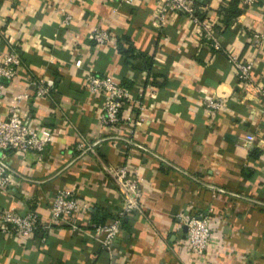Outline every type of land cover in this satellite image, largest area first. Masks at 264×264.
<instances>
[{"label":"crops","instance_id":"0c3cea01","mask_svg":"<svg viewBox=\"0 0 264 264\" xmlns=\"http://www.w3.org/2000/svg\"><path fill=\"white\" fill-rule=\"evenodd\" d=\"M194 1L218 47L183 13L168 12L159 27L158 0H0V62L13 48L22 61L0 98V120L28 91L33 98L22 103V113L55 135L42 153L6 157L13 183L0 189V213L35 210L48 222L61 188L89 204L69 223L30 237L0 231V264H264V102L257 88L264 85V44L256 47L251 36L264 31V0L229 26L222 9L231 0ZM66 12L73 15L69 25ZM96 26L117 44L98 45ZM230 54L255 60L250 86L239 83ZM93 70L136 97L142 93L143 125L100 123L102 99L85 88ZM42 79L50 92L35 97ZM216 95L230 99L212 113L202 100ZM79 142L85 150L76 148ZM125 164L143 177L142 206L124 218L108 251L95 225L116 218L123 199L106 166ZM185 210L210 218L213 239L202 262L186 243L178 218Z\"/></svg>","mask_w":264,"mask_h":264},{"label":"built area","instance_id":"2783aa9c","mask_svg":"<svg viewBox=\"0 0 264 264\" xmlns=\"http://www.w3.org/2000/svg\"><path fill=\"white\" fill-rule=\"evenodd\" d=\"M156 24L162 27L166 23V15L170 11L183 13L191 18L197 27L198 32L204 40L214 46H219L216 31L213 25L199 16V11L194 0H158ZM133 4L134 0H121ZM257 0H244V3L251 7ZM73 15L69 12L64 14L63 23L69 25ZM253 44L261 48L264 44V31H252ZM92 39L98 45L117 44V40L111 35L108 29L96 26L92 31ZM230 62L234 65L236 76L244 87L250 86L253 81L255 60L242 58L238 54L229 55ZM19 52L13 48L7 51L0 62V98L4 97L8 83L17 77L21 66ZM76 66L81 67L82 60L76 61ZM35 97H43L50 92V87L42 79L35 83ZM85 88L88 92L102 99V109L98 115L100 123L105 127L124 128L126 125L141 126L145 123L144 111L147 104L142 93L136 97L130 88L109 74H101L90 71L85 78ZM261 101L264 102V85L258 87ZM153 90V89H152ZM33 98L28 91L16 96L11 105L8 116L0 120V189H6L13 183V176L9 173L5 159L11 152L26 154L35 151L42 153L55 139L54 132L48 127H37L31 125L22 113V103ZM230 97L216 95L205 97L203 105L212 113L227 108ZM131 105H135L134 109ZM250 141H245L247 145ZM78 150H85V144L79 142L76 145ZM108 176L116 185L122 196L123 206L119 216L105 224L95 226V233L102 237L103 247L108 251L114 247L117 238L123 229V219L141 209L143 197V177L138 169L129 165L106 166ZM89 204L80 200L77 192L72 189H59L52 201L51 217L48 222L41 219L37 211H30L22 215L15 210H5L0 213V231L20 237H30L35 234L39 227L49 231L59 223H69L75 214L87 210ZM178 218L182 226L186 228V243L195 259L204 261L206 253L213 239V229L209 216L196 215L190 210L181 211Z\"/></svg>","mask_w":264,"mask_h":264},{"label":"trees","instance_id":"16d2710c","mask_svg":"<svg viewBox=\"0 0 264 264\" xmlns=\"http://www.w3.org/2000/svg\"><path fill=\"white\" fill-rule=\"evenodd\" d=\"M246 8H248V6L244 3V0H231L230 3L227 6H224L222 9L223 14H224V19H223L224 24L226 26H229V24H231L238 16H240L246 10ZM198 14L202 19H204V13L199 12ZM126 54H128V52ZM99 212H101V208L99 207L95 208V215H98ZM104 212H106L105 209H104ZM118 216L119 214L116 217ZM109 221L110 220L105 222V218L98 219L97 221L98 223H96L95 226L100 225V224H105ZM123 224H126L124 219H123ZM40 229L42 228L39 227L38 230Z\"/></svg>","mask_w":264,"mask_h":264},{"label":"water","instance_id":"95a60500","mask_svg":"<svg viewBox=\"0 0 264 264\" xmlns=\"http://www.w3.org/2000/svg\"><path fill=\"white\" fill-rule=\"evenodd\" d=\"M22 215H26V213L24 212V213H22Z\"/></svg>","mask_w":264,"mask_h":264}]
</instances>
